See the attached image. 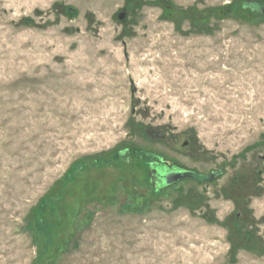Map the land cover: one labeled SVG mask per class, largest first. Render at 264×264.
I'll return each instance as SVG.
<instances>
[{
  "label": "rangeland",
  "instance_id": "rangeland-1",
  "mask_svg": "<svg viewBox=\"0 0 264 264\" xmlns=\"http://www.w3.org/2000/svg\"><path fill=\"white\" fill-rule=\"evenodd\" d=\"M262 6L0 0V264H264Z\"/></svg>",
  "mask_w": 264,
  "mask_h": 264
},
{
  "label": "water",
  "instance_id": "water-1",
  "mask_svg": "<svg viewBox=\"0 0 264 264\" xmlns=\"http://www.w3.org/2000/svg\"><path fill=\"white\" fill-rule=\"evenodd\" d=\"M262 9V12H264V6L261 7ZM124 16V13L123 12H120L118 14V19H120L121 21H123V17ZM188 174L192 175L198 179H201V180H205L206 176L204 175H200L198 173H195V172H192V171H182V170H174V171H170V172H164L162 173L161 175V178H162V181H163V184L164 185H169V184H172L174 182H177L179 180H181L182 178L186 177V176H189ZM212 174L208 175L207 176V179H210L212 178Z\"/></svg>",
  "mask_w": 264,
  "mask_h": 264
},
{
  "label": "trees",
  "instance_id": "trees-1",
  "mask_svg": "<svg viewBox=\"0 0 264 264\" xmlns=\"http://www.w3.org/2000/svg\"><path fill=\"white\" fill-rule=\"evenodd\" d=\"M126 151V150H125ZM125 151H123L124 153H125ZM122 152V151H121ZM120 152V153H121ZM145 153V155L147 156L146 158H148V157H150L152 154L151 153H148V152H144ZM147 165L150 167V166H152L153 167V170L154 169H159V172H161V171H165V172H170V171H174V170H177L178 168H176L175 166H166L165 167V164H163V162H162V159L161 158H157V160H155V161H153V162H148L147 163ZM81 166H83V164H80V165H78V166H76V170H75V172L76 171H78L77 169L78 168H81ZM175 183V182H174ZM174 183H172V184H174ZM171 184H169V186H170ZM168 185H164L163 184V181L161 182V186L160 187H153V190L154 191H158L159 190V188H161V187H167ZM40 208V207H39ZM42 208V207H41ZM40 208V209H41ZM39 209V210H40ZM39 222V221H38ZM233 230L234 231H236V232H238L239 230H240V224H238V223H236V224H233Z\"/></svg>",
  "mask_w": 264,
  "mask_h": 264
},
{
  "label": "flooded vegetation",
  "instance_id": "flooded-vegetation-1",
  "mask_svg": "<svg viewBox=\"0 0 264 264\" xmlns=\"http://www.w3.org/2000/svg\"><path fill=\"white\" fill-rule=\"evenodd\" d=\"M167 166V164H165V167ZM168 167V166H167ZM177 170H180V169H177ZM182 171H185L187 172L188 170H182ZM165 171H161L159 172V169H154V176H156L155 180H152L151 183L153 184V186L155 187H160L161 186V182H162V178H161V175L162 173H164ZM194 172V171H192ZM189 176H186L184 178H182L181 180H187V179H196V177L190 174H188Z\"/></svg>",
  "mask_w": 264,
  "mask_h": 264
}]
</instances>
